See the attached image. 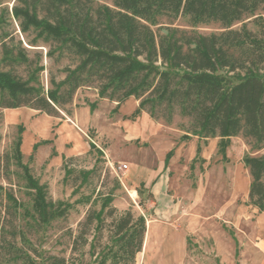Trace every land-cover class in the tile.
Listing matches in <instances>:
<instances>
[{
  "label": "trees",
  "instance_id": "16d2710c",
  "mask_svg": "<svg viewBox=\"0 0 264 264\" xmlns=\"http://www.w3.org/2000/svg\"><path fill=\"white\" fill-rule=\"evenodd\" d=\"M5 16L17 23L25 44L13 35L0 42V108L70 116L76 91L86 86L117 104L134 97L138 105L127 119L134 120L141 111L167 123L174 114L186 118V132L204 139L219 137L222 152L228 138L241 136L251 152L242 159L249 176L248 201L264 213V155L254 154L264 148V0H12L10 8L1 9L0 23ZM181 17L187 28L174 25ZM238 23L241 26L234 27ZM209 24L220 30L198 31ZM38 46L54 63L64 62L62 76L51 72L46 88L38 64L42 53L36 52L35 60L28 56L31 49L40 50ZM21 65L24 75L17 72ZM20 145L18 136L13 158L31 192L30 216L40 225L64 219L67 208L52 200L48 186L22 163ZM95 147L90 142V150ZM200 149L198 145L196 154ZM171 155L166 153L165 164ZM10 160L0 155V176ZM6 196L13 201L7 209L12 217L21 204ZM110 200L106 196L99 211L86 214L71 249L86 244L92 228L97 239L102 238L104 219L114 213V207L108 208ZM110 223L111 244L99 252L96 264H106L109 255L114 264H133L142 248L144 217L134 220L127 210ZM11 233L12 242L2 236L3 248L19 255L13 242L18 233ZM25 258L27 264H37ZM43 261L66 264L67 259L45 254Z\"/></svg>",
  "mask_w": 264,
  "mask_h": 264
},
{
  "label": "rangeland",
  "instance_id": "374dc122",
  "mask_svg": "<svg viewBox=\"0 0 264 264\" xmlns=\"http://www.w3.org/2000/svg\"><path fill=\"white\" fill-rule=\"evenodd\" d=\"M11 5L12 0L1 4L0 14L4 6L10 8ZM174 25L188 27L182 17L176 19ZM240 26L241 23L234 25ZM247 26L256 29L250 21ZM219 30L217 24L198 28L203 34ZM5 33L8 37L4 36ZM9 35L24 43L25 37L17 23L5 16L4 22L0 23V42L7 40ZM36 48L40 50L31 49L28 56L35 60V53H42L38 64L43 66L40 78L46 88L49 74L60 75L64 62L54 63L45 56L43 47ZM1 58L0 48V65H3ZM25 70L24 65L17 68L21 75ZM73 99L71 109L73 104L76 107L87 105L79 112L83 120L90 118L88 109H97L91 117L96 128L87 129V135L97 145L86 154L72 156L66 161L69 156L63 157L57 163L49 160L54 152H51L53 147L48 140L32 142L33 134L47 123L46 114L23 107L13 118L9 117V108H0V155L4 159L11 158L8 168L0 176V264H27L26 256L43 264L45 254L64 255L66 264H96L99 252L111 244L112 218L118 219L127 210H131L134 220L143 216L145 224L146 219L157 222L161 225V233L165 234L166 228H177L185 235L188 256L177 264H219L215 242L224 252L228 250L233 261L229 264H241V260L243 264H258L256 247L262 249L264 242V213L248 201L249 176L242 159L251 152L241 136L228 138L222 152L219 137L204 139L186 132L188 121L177 114L169 123L163 119L155 120L145 111L134 120L127 119L136 109L133 98L119 104L110 100L100 104L102 98L98 97L96 90L84 86L76 91ZM91 104L95 105L93 109ZM120 105L123 107L121 111L127 113L125 117L118 110ZM143 113L147 114V119L135 123ZM26 128L30 134L23 140ZM137 130L140 135L123 139V135H133ZM68 131L76 135L73 127ZM171 134L184 144L182 153L175 161L170 158L168 164H164V159L160 163L158 154L168 147L169 142L165 140L169 137L171 141ZM18 136H21L22 163L39 183L48 186L50 198L67 208L64 219L40 225L30 216L31 192L26 187L22 169L13 158ZM56 145L59 149L64 146L61 141ZM198 145L201 149L196 154ZM254 154L264 155V148ZM7 193L21 204L12 217L7 209L13 201L6 196ZM106 196L111 198L108 208L114 207V213L104 219L102 238L97 239L96 228H92L86 236L87 243L71 249V240L80 230L79 223L89 211H99ZM12 231L18 233L13 242L19 255L7 253L3 248L2 236L12 242ZM145 255L137 252L133 264H144ZM106 264H114L110 255Z\"/></svg>",
  "mask_w": 264,
  "mask_h": 264
},
{
  "label": "crops",
  "instance_id": "0c3cea01",
  "mask_svg": "<svg viewBox=\"0 0 264 264\" xmlns=\"http://www.w3.org/2000/svg\"><path fill=\"white\" fill-rule=\"evenodd\" d=\"M130 98L134 99V107H137V100L134 97ZM105 101L108 100L104 98L100 99V104L104 103ZM86 107L87 105L76 107L73 104L72 114L70 116L64 115L63 118H56L53 116L45 115L47 123L44 124L40 131L38 130L37 133L33 134L32 142L35 144L40 142L41 140H48L50 142L49 144H51V146L53 147L50 150L51 152L53 151L54 154L50 156L49 160H53L55 163L61 162L63 157L79 156L89 152L90 142L97 145V142H95L93 139H91V137L87 135V129L89 127L93 126L96 128V124L93 123L91 117L96 114L97 109H94L92 111L88 109L90 118L83 120L79 112L85 110ZM22 108L23 107L9 108V117L14 118L16 112ZM122 109L123 107L120 105L118 110L121 112V116L127 115L126 111H121ZM144 119H147L146 113H143L141 117L139 116L134 122L137 123L140 120L141 122H143ZM70 127H73L75 129L76 135H73L68 131ZM95 131L98 132V130ZM23 134L24 140V138L28 136V134H30L28 128H26V130L24 129ZM140 134L141 132L137 130V132H133V135H123V139H131V136ZM58 141H61L62 144H64L62 149L57 148L56 143ZM165 141L169 142L168 147L161 150L158 154V161L161 163L164 159V164L165 153L168 151L167 149H171L172 155L170 158L175 161L176 156L179 157V155L182 153L184 145L183 143H179V138L176 139V136H173L172 134L171 141L169 140V137H167ZM46 144L47 143L43 145L45 146ZM50 154L48 153L47 156H49ZM170 158L168 159V162ZM168 162L166 164H168ZM161 229V225L157 224V222L154 223L153 221H148V219H146V229L141 248V252L144 253V255L146 254L145 256H147L144 264H177L179 261H185V258H187L188 256L185 235H183V233L177 228H166L165 234L164 232L161 233ZM143 245H145V248L143 247ZM214 245V250L216 251L215 256L219 258V264H229L230 262H233L231 261V257L228 255V250L224 252L218 242H215ZM256 255L258 256L255 257L257 263L264 264V242L262 244V249H258L256 247ZM241 261V264H243V260Z\"/></svg>",
  "mask_w": 264,
  "mask_h": 264
},
{
  "label": "built area",
  "instance_id": "2783aa9c",
  "mask_svg": "<svg viewBox=\"0 0 264 264\" xmlns=\"http://www.w3.org/2000/svg\"><path fill=\"white\" fill-rule=\"evenodd\" d=\"M124 167H126V165H124Z\"/></svg>",
  "mask_w": 264,
  "mask_h": 264
}]
</instances>
